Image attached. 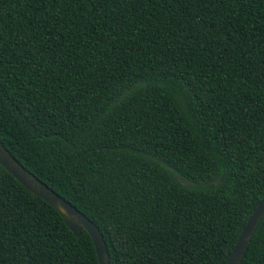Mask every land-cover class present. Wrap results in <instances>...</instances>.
I'll use <instances>...</instances> for the list:
<instances>
[{"label":"trees","instance_id":"16d2710c","mask_svg":"<svg viewBox=\"0 0 264 264\" xmlns=\"http://www.w3.org/2000/svg\"><path fill=\"white\" fill-rule=\"evenodd\" d=\"M0 143L109 264H224L264 198V0H0ZM0 264L98 262L0 166Z\"/></svg>","mask_w":264,"mask_h":264},{"label":"water","instance_id":"95a60500","mask_svg":"<svg viewBox=\"0 0 264 264\" xmlns=\"http://www.w3.org/2000/svg\"><path fill=\"white\" fill-rule=\"evenodd\" d=\"M0 166L20 185L37 198L49 204L62 216L65 225L78 237L84 230L91 239L98 264H109L104 240L97 226L74 206L56 194L42 181L27 171L0 143ZM264 214V198L252 209L224 264H240L255 227Z\"/></svg>","mask_w":264,"mask_h":264}]
</instances>
